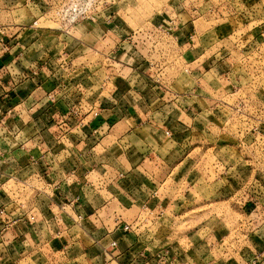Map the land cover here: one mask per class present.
<instances>
[{
    "label": "rangeland",
    "instance_id": "1",
    "mask_svg": "<svg viewBox=\"0 0 264 264\" xmlns=\"http://www.w3.org/2000/svg\"><path fill=\"white\" fill-rule=\"evenodd\" d=\"M10 22L30 23L33 28L61 35L55 46L62 54L55 59L62 65V61L68 64L66 58L71 59L65 53L81 50L73 46L74 39L81 45L91 44L96 52L91 63L104 66L103 71L94 67L95 78L126 79L127 68L134 63L141 66L142 76H152L159 94L152 108L166 109L149 119L159 127H164L163 121H176L177 133L173 135L178 148L167 153L164 140L159 149L150 150L146 134L151 124L145 121L134 136L127 133L119 145L114 141L107 145L108 152L97 147L92 154L114 162L126 156L132 159L140 152L172 165L176 178L164 184L158 194H151L166 196L163 209L167 205L172 210L138 216L139 223L149 219L150 235L213 240L221 248L235 247L242 240H260L263 243L259 251H252L251 264H264V0H0V38L7 34ZM90 31L91 41L84 36ZM51 39L46 34L44 40ZM188 44L194 48L191 45L186 51ZM117 47L122 49L115 55ZM84 51L79 52L80 57ZM186 56L192 65H186ZM53 62L41 57L33 69L40 76L32 74L41 92ZM198 69L200 87L192 79L196 78L192 72ZM181 95L185 98L175 101ZM27 107V117H23L29 126L27 149L42 152L43 141L52 140L53 133L46 131L44 138L40 130L74 122L78 105L74 102L66 107V120L57 114L59 102L51 92L41 97L36 94ZM164 133L167 140L171 138L169 130ZM17 135H12L15 144L20 141ZM18 147L14 145V149ZM184 158L189 162L186 166L180 165ZM28 167L23 173L38 172L33 160ZM160 167L157 177L161 179L164 170L158 171ZM183 177L186 181H181ZM36 180L27 186L29 212L35 191L44 181ZM90 180L99 182L95 176ZM8 189L14 193L15 182L11 181ZM33 214L38 215L36 211L25 215L29 222L34 220ZM47 258L44 262L36 255L27 262L19 260V264H49Z\"/></svg>",
    "mask_w": 264,
    "mask_h": 264
},
{
    "label": "crops",
    "instance_id": "2",
    "mask_svg": "<svg viewBox=\"0 0 264 264\" xmlns=\"http://www.w3.org/2000/svg\"><path fill=\"white\" fill-rule=\"evenodd\" d=\"M6 30L7 34L0 38V116H4V128L11 135L18 134L20 147L0 161V182L4 186L0 208L6 211L0 220L3 223L0 224V264H19V260L27 262L36 255L44 262L48 256L49 264H63L59 260H66V264H251L252 251H259L263 243L260 240H242L235 247L221 248L213 240H187L183 235L174 240L172 236H152L149 219L138 222L140 213L156 215L159 211L166 214L169 208L172 210L167 205L163 209L166 196L151 195L155 191L158 194L164 184L177 176L167 160L162 162L156 156L148 159L139 152L132 159L126 156L109 162L92 154L97 147L108 152L107 145L113 141L119 145L127 133L134 136L145 121L152 125L146 134L150 150L159 149L164 140L167 153L178 148L173 135L177 133L176 121H163L164 127H159L149 119L166 109V106L152 108L159 95L152 76H142L141 66L134 63L127 68L126 79L95 78L94 67L103 71L104 66L91 63L90 58L96 54L91 44L81 45L74 39L73 46L81 50L65 53L71 59L66 58L68 64L62 61V65L61 60L55 59L62 54L57 53L59 48L55 46L56 38H61L57 32L13 22ZM46 34L49 39L52 37L51 42L44 40ZM84 36L91 41L93 33L85 32ZM1 45L5 46L4 50ZM191 45L185 46L186 51ZM121 49L117 47L114 54ZM82 50L85 55L80 57ZM41 57L47 62L54 60L51 76L41 85L43 92L32 76ZM185 60L187 66L193 64L187 56ZM61 69L67 75H61ZM192 74H196L192 79L200 87V69ZM46 92H51L59 102L60 119L66 120L69 116L66 107L77 102L76 120L41 129V135L50 130L52 140L44 135L42 152H29L28 120L23 121L27 117L25 109L34 102L36 94L41 97ZM183 98L178 96L175 101ZM165 130L171 133L168 140ZM31 160L38 165V172L27 175L23 171L29 169ZM184 163V166L189 163L186 158L180 165ZM157 167H160L158 171L164 170L161 179L157 177ZM93 175L99 180L96 184L90 180ZM36 178L44 181L35 191L33 209L29 212L27 186L37 181ZM186 179L183 177L181 181ZM11 181L16 184L14 193L8 191ZM34 211L38 215L33 214L34 220L29 222L25 215ZM125 225L131 228L124 231Z\"/></svg>",
    "mask_w": 264,
    "mask_h": 264
},
{
    "label": "built area",
    "instance_id": "3",
    "mask_svg": "<svg viewBox=\"0 0 264 264\" xmlns=\"http://www.w3.org/2000/svg\"><path fill=\"white\" fill-rule=\"evenodd\" d=\"M2 49H5L4 45H1ZM1 114V113H0ZM4 117V116H3ZM4 124V118H0V161H2V158L6 155H10L12 150L14 149V145L15 147H18V143L15 144V142L12 140V135L4 128L3 126ZM166 135H168L166 133ZM10 183V182H9ZM3 183L0 182V192H4L3 190ZM8 191H11V189H9ZM6 214V211L4 208H0V220L2 218L3 215ZM1 225H3V223H0ZM129 227L128 226H124L123 230L124 231H128ZM112 247L115 246V242H112Z\"/></svg>",
    "mask_w": 264,
    "mask_h": 264
}]
</instances>
